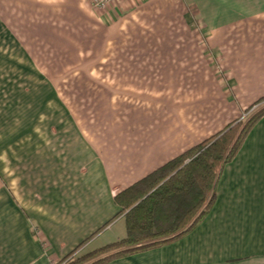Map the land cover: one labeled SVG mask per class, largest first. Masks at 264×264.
Listing matches in <instances>:
<instances>
[{"label": "crops", "instance_id": "crops-1", "mask_svg": "<svg viewBox=\"0 0 264 264\" xmlns=\"http://www.w3.org/2000/svg\"><path fill=\"white\" fill-rule=\"evenodd\" d=\"M151 1L200 28L196 47L209 63L204 87L216 109L200 135L179 116L166 120L160 98L156 107L119 108L112 86L94 92L109 107L77 108L59 85L106 78L99 70L117 63V45L102 43L123 6L100 16L90 0H0V264H56L85 243L95 250L124 239L116 195L264 98V0ZM58 62L82 69L55 78ZM39 81L49 84L40 93ZM108 264H264V118L225 167L216 202L195 229Z\"/></svg>", "mask_w": 264, "mask_h": 264}, {"label": "rangeland", "instance_id": "rangeland-1", "mask_svg": "<svg viewBox=\"0 0 264 264\" xmlns=\"http://www.w3.org/2000/svg\"><path fill=\"white\" fill-rule=\"evenodd\" d=\"M90 1L100 16H104L115 3L118 10H121L119 6H123L122 11H119L123 14L112 28H107L106 40L102 43L103 45L111 43V48L117 45V49L111 51L112 54H116L117 63L111 67L100 68V75L106 78L97 77L98 79L94 81L96 83L91 81V83L59 84L65 92L70 93V97H73L70 99L73 106L109 107V99L106 101L107 104L101 105L103 99L97 98L94 92L99 93L100 90L109 92L110 87L113 86L121 92L119 97H121L120 94L133 95V98L126 99V103L124 99L116 98L114 105L117 107L124 108L128 104V107L136 108L141 107L143 102L156 107L160 98L165 101L166 120L173 121L175 116H179L186 127L194 128L197 125L200 135V129L207 120L208 112L216 109L212 107L213 100L204 87V83L209 81L206 73L209 63L199 51L200 48L197 50L196 47L197 44L203 43L199 40L200 37L202 39V36H199V26L196 34L187 26L183 15L178 13L174 16L173 9L166 6L162 8V5L156 1L131 0L132 5H129V0H116L104 9L97 8L92 0ZM196 1L201 6H204L206 2V0ZM87 44L90 47L86 49V54L92 52L93 41ZM99 45H95V49ZM99 50L102 54L104 53L103 50ZM93 56L94 54L90 57ZM125 60H130L127 66H125ZM58 63L59 65L52 69L55 78H60L63 74L77 75L82 69L62 64L67 62ZM38 72L44 71L39 68ZM48 73L51 74L50 71ZM81 74L84 73L81 72ZM128 78L137 79L139 82H132ZM47 86H49L48 83L39 81V93ZM142 91H146L144 96L148 98H142ZM77 102H80V105ZM123 102L125 105L122 104ZM55 108H57L56 104ZM155 111L156 109L151 113ZM246 116L245 114L241 118ZM83 117L94 116L88 113Z\"/></svg>", "mask_w": 264, "mask_h": 264}, {"label": "trees", "instance_id": "trees-1", "mask_svg": "<svg viewBox=\"0 0 264 264\" xmlns=\"http://www.w3.org/2000/svg\"><path fill=\"white\" fill-rule=\"evenodd\" d=\"M215 136L167 162L115 197L127 236L102 248L87 243L61 264H108L151 251L189 234L211 212L225 167L264 118V98Z\"/></svg>", "mask_w": 264, "mask_h": 264}, {"label": "built area", "instance_id": "built-area-1", "mask_svg": "<svg viewBox=\"0 0 264 264\" xmlns=\"http://www.w3.org/2000/svg\"><path fill=\"white\" fill-rule=\"evenodd\" d=\"M114 1H116V0H92L93 4L97 8H100V9L106 8L107 6H109ZM56 264H61V263L59 262V263H56Z\"/></svg>", "mask_w": 264, "mask_h": 264}]
</instances>
